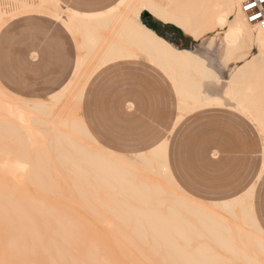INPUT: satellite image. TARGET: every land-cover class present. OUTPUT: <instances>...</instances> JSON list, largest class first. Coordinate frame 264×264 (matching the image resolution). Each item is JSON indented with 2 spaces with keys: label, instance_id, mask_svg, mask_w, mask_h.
<instances>
[{
  "label": "bare ground",
  "instance_id": "6f19581e",
  "mask_svg": "<svg viewBox=\"0 0 264 264\" xmlns=\"http://www.w3.org/2000/svg\"><path fill=\"white\" fill-rule=\"evenodd\" d=\"M10 1L18 3V0ZM37 1L39 2V10L49 12L51 9L52 15L60 16L58 9L52 7V5L58 4L56 0ZM243 1L245 0H120L113 8L98 14H80L68 10V22L82 38L80 42L81 52L85 50L90 54H81L77 70L70 82L69 97L55 116L54 107L44 105L17 106L0 101V107L17 119L25 129V123L28 119L33 125L43 128V130L41 128V132L36 133L31 131L34 129H26L27 131H25L23 128V134L35 139L31 141L30 145H36L38 135L44 138L43 142L38 141L41 143V147L37 148L40 153L35 157L28 158L24 151L19 155L16 154L19 152H14L11 156L10 149L3 147V143L9 140L12 145L14 142L12 143V139L6 138L7 135L11 134L10 132H7L10 134L1 133V131L4 132V127L1 126L0 136L2 137L4 134L6 136L5 138L0 137V146L1 142L4 141L2 147L7 148V150L4 151L0 148V164L6 162L7 165H0V167L2 166L0 172L7 168L4 171H9L10 174L14 173L13 175L20 171L21 176H25V180L27 175L30 176L31 180L27 178L28 181H26L33 187L34 195L37 191V193L41 192L42 195L46 192L48 194V191H51L55 185L58 186L59 190V183L62 179L65 185L68 182L71 185V187L66 186L77 192L83 191L82 183H88V186L96 183L99 188H95V185L93 187L97 195L100 191L115 195L110 197L113 202L102 200L99 205L103 207V202H108L109 204L107 203L106 207L103 208L110 210L109 214L114 217L115 223L117 220L118 225L123 226V229L114 223L113 226L116 229L110 233L112 239L108 240L107 238L111 235L108 234L109 229L104 230V227L103 230L107 231L106 235L102 234L97 238L98 235L94 234L96 241L102 239V242L107 240V243H110L116 237V241L121 243L130 233L132 239L136 241L151 240L153 242L152 247L157 249L156 253L160 255L166 253L172 260H178L179 264H233L229 256L239 258L244 264H264V234L253 216L250 200L239 198L213 203L211 206L197 201L183 192L174 182L167 167L165 143L145 153L135 154L133 159H128L124 155L110 152L99 146L88 133L79 113L84 89L95 72L112 62L145 59L165 73L174 85L180 104L179 113L181 114L178 119H181L182 115L203 108L227 106L225 100L228 101L229 99L236 103V106L231 107L249 115L259 126L260 134H264V93L257 95L254 91V84L264 81V30L245 21L240 9ZM25 4L28 7V0H25ZM30 8L34 9L33 6ZM148 18H153L162 25L176 28L193 41H199L209 33L214 34L210 37L209 45H212L213 41L220 35L221 60L224 65L230 63L232 56L238 55V60H242L248 53L253 51V54L250 55L249 59L235 65L222 93L212 94L203 87L202 83L206 80V74L209 72L212 73L214 80L218 83L215 76L217 72L213 73L206 65L204 56L186 48H178L164 37L156 34L144 23V20ZM91 53L94 60L88 70L84 71L86 58ZM3 93L5 92L3 91ZM228 104L230 103L228 102ZM2 120L1 118V123ZM9 124L5 123V128ZM14 127L16 130L17 126ZM12 128L10 131L15 134L16 131ZM21 137L18 138L20 141L17 143L18 145L23 144L24 148V144L28 142H26V138ZM30 145H27L28 150L25 151L29 155L33 154ZM45 146L49 148L46 149ZM2 151L6 152L5 155L2 154ZM50 151L53 155L48 154ZM9 155L14 159L10 158ZM7 156L8 159H6ZM31 159L32 163L30 164ZM27 160L29 161L27 162ZM10 162L11 165H9ZM51 162L52 164H50ZM54 162H57V169L61 168L62 170L54 169L53 174L50 175L45 169L52 168L53 170ZM137 166L139 167L138 170H144L145 173L151 174L153 180H142L134 170ZM9 172L5 173V178H12L13 175H9ZM52 176H57L56 179L63 178L61 181L60 179L54 180L51 179ZM91 176L94 181L92 183L91 179H88ZM6 180H9V184H5V186L8 185L7 190L9 192L5 190L3 193L2 189H6L5 186L0 188V264H97V262L88 259L91 256L90 252L86 254L84 260L75 255L76 242L81 243L79 240L83 242L84 239L87 243L86 234L83 235L82 233L84 229L80 230L81 224L75 225L77 221L82 223V218L79 217L78 220L76 216V220L74 214H71L72 212L70 213L72 217L69 215L62 216L61 213L63 211L66 213V209L62 210L63 208L61 209L59 204L56 208L60 207L62 212L58 209L59 212L56 214L55 206L52 207V209H56L53 212L54 210L50 209L52 204L47 205L53 203L49 202L51 199H48L47 204L43 202L51 195L50 192V195H45L46 198L44 196V199L41 198V194L38 196L42 202L35 196H33L35 200L32 197L28 201H25L26 198H24L23 201L21 199L23 195L18 200L14 199L16 195H13L12 198L11 192L13 194L18 192L17 185L13 184L14 181L11 179ZM73 190L68 192L77 194ZM94 191L93 193L88 191L91 195L87 194L86 196L84 192L87 190H84L81 193L82 200L87 199L88 196L91 199L92 194H95ZM52 192L54 191L52 190ZM164 194L169 196L164 198ZM94 196L95 199L99 200L103 198ZM11 198L15 201H12ZM130 199L135 201V206L129 201ZM20 200L22 203L25 202V205H21ZM18 201L20 204H17ZM92 205L94 206V204ZM93 206L91 210L95 215H92L91 210H87L88 213H91H89L91 217L97 216L100 219L99 216L103 213L99 215ZM25 207L27 210H24ZM29 209L30 211H28ZM214 210H221L225 216L218 215L213 212ZM106 214L105 212L104 215ZM103 217H101L100 223L105 221L106 227L113 228L107 222V220L112 221L113 217ZM187 217L193 218L194 221L191 222ZM86 221L83 219V223ZM128 223L130 227L124 225ZM194 223L206 230V237L211 240L213 246H209L207 243L205 245L203 240V243H199L195 248L190 246L194 240L203 236L197 232ZM85 225V229L90 228L85 227ZM90 225L92 224L90 223ZM93 225H96L95 220ZM127 226L130 232L124 228ZM90 232L88 231L87 236L92 238L91 235L93 234ZM98 232L96 231L97 234L100 233ZM80 235L84 237H80ZM103 235L106 238H103ZM107 235L109 236L107 237ZM89 238L87 241L90 242ZM130 239L129 237L127 241L125 240V243L123 241V244L128 243ZM116 241L114 240L115 243ZM107 243H101V249L104 246H109ZM124 245H122L123 248ZM117 246L120 247L119 244H116ZM105 247V250L109 248ZM211 247L222 249L225 254ZM123 248L120 250L123 251ZM190 248L193 250H189ZM108 251L110 253L111 249ZM106 253L108 252L106 251ZM111 254L108 256L111 257ZM112 257L114 256L112 255Z\"/></svg>",
  "mask_w": 264,
  "mask_h": 264
},
{
  "label": "crops",
  "instance_id": "0c3cea01",
  "mask_svg": "<svg viewBox=\"0 0 264 264\" xmlns=\"http://www.w3.org/2000/svg\"><path fill=\"white\" fill-rule=\"evenodd\" d=\"M56 1L64 11L98 14L120 0ZM26 5L25 0H0V74H8L2 77L13 94L43 101L72 80L78 44L61 20L38 9L37 0ZM159 25L161 30L149 27L172 44L177 29ZM220 108L178 119L174 85L157 66L140 59L112 62L95 72L80 112L88 133L110 152L133 156L165 143L168 170L183 192L208 206L250 200L264 234V139L247 120Z\"/></svg>",
  "mask_w": 264,
  "mask_h": 264
},
{
  "label": "rangeland",
  "instance_id": "374dc122",
  "mask_svg": "<svg viewBox=\"0 0 264 264\" xmlns=\"http://www.w3.org/2000/svg\"><path fill=\"white\" fill-rule=\"evenodd\" d=\"M246 1V0H245ZM244 2V1H243ZM242 2V3H243ZM52 7H55V8H57L58 9V11L60 12V16L59 15H55L59 20H61L67 27H68V29L71 31V33L73 34V36H74V38L76 39V42H77V44H78V61L80 60V57H81V54H85V55H89L90 53L88 52V51H83L82 50V52H81V49H80V42L82 41V38H81V36H79V34L78 33H76L73 29H72V27L70 26V24H69V22H68V16H69V13H68V10H61L60 9V7H59V5L58 4H54V5H52ZM240 9H241V5H240ZM50 13L52 12L51 11V9H50V11H49ZM242 12V11H241ZM243 14V13H242ZM54 15V14H53ZM63 16L65 17V19H63ZM243 17H244V19H245V16H244V14H243ZM245 21H246V19H245ZM149 22V23H148ZM247 22V21H246ZM144 23L146 24V25H148V26H150V27H154V28H156L157 30H161V27H160V23L159 22H157V21H155L153 18H148L147 20H144ZM148 23V24H147ZM178 31V30H177ZM179 32V35L175 38V40H173V42H172V44L174 45V46H176V47H178V48H186V49H188V50H190V51H193V52H195L196 54H199V55H203L204 56V58H205V61H206V65L211 69V71L213 72V73H215V72H217V73H215V76L217 77V80H218V83L216 82V80H212V81H208V80H205L203 83H202V85H203V87H205L206 88V90L208 91V92H210V93H212V94H220V93H222V90H223V87L226 85V83H227V80L229 79V76H230V73L232 72V71H234V67H235V65H237V64H239V63H242V61H244V60H246V59H249V57H250V55H252L253 54V51L251 52V53H248V55L247 56H245L242 60H238V55H235V56H232V57H230V63L229 64H227V65H224L223 64V61L221 60V55H222V53H221V49H220V35H219V37H217L214 41H213V43H212V45H209V41H210V37L211 36H213L214 34H211V33H209V34H207V35H205L202 39H200L199 41H193L191 38H189L188 36H186V35H184L183 33H181L180 31H178ZM222 36V35H221ZM208 46H206V45ZM180 46V47H179ZM205 47V48H204ZM210 50H209V49ZM220 49V50H219ZM93 60H94V56H93V54L91 53V55L90 56H88V58H86V66L84 67L85 69H84V71L86 70H88V68L90 67V65H91V63L93 62ZM230 65V66H229ZM223 74V75H222ZM2 75L3 76H6V75H8V74H0V101H3V102H8V103H11V104H13V105H17V106H26V107H34V106H38V105H44V106H47V107H54V109H55V111H54V116L58 113V110H60L62 107H63V105L65 104V102L67 101V97H69V95H68V93H69V90H70V82L68 83V85L64 88V89H62L61 91H58L59 93H57L56 95H54L53 96V94L51 95H49L48 97H46V98H44L43 99V101H36V100H29V99H26V98H24V97H21V96H18V95H15V94H13L12 92H10V91H12V90H10V89H8L7 87H6V82H5V80H6V78H4L3 79V77H2ZM220 75V76H219ZM222 75V76H221ZM17 74H12V78L13 79H16L17 78ZM228 77V78H227ZM225 78V79H224ZM224 80V81H223ZM214 81V82H213ZM217 84V85H216ZM222 85V86H221ZM2 90H4V92L5 93H3V91ZM254 91H256V94L257 95H262V93H264V81H261V82H256L255 84H254ZM56 93V92H55ZM16 96H18V97H21V98H23L25 101H21V100H17V97ZM258 100H260V99H258ZM262 100V99H261ZM228 102L230 103V104H228ZM225 103H227V107H223V108H220V109H222V110H225V111H228V112H231V113H233V114H236V115H238V116H240V117H242V118H244L245 120H247L250 124H251V126H253L256 130H257V134H258V138L260 139H262V138H264V134H260L261 133V131H260V129H259V126L257 125V123H255L253 120H252V118L249 116V115H246V114H244V113H241L239 110H237V109H234V108H232L231 106H236V103L235 102H233V101H231V100H229L228 99V101L227 100H225ZM230 106V107H229ZM57 108V109H56ZM3 108H1L0 107V112H1V117H0V128H1V126H2V128L4 129V132H2L1 131V133L3 134V133H6V134H10L9 136L7 135V137L6 138H8V139H12L11 140V142L13 143L12 145H11V143H10V141L9 140H7V141H5V142H8L7 144L4 142V141H2L1 142V146H0V148H2V150H4V151H6L7 150V148L8 149H10V151H9V153H10V155L11 154H14V152L16 153V152H19V153H16V154H21L22 153V151H24V154L25 155H27L28 156V158L30 157H35L36 155H38V153H40L39 152V150L37 151V148H40L41 147V143L40 142H38L39 140L41 141V142H43L44 141V138H43V136H37L36 137V140H38L37 141V143H36V145H30L31 144V141H33V140H35L34 139V137L32 138V136H27V135H25V134H23V132H24V130L25 131H27V130H31V129H34V130H31L33 133L35 132H41L42 130H43V128H42V130H41V128L40 127H38V126H36V125H33L32 123H31V120L30 119H28L27 120V122L25 123V125H26V129L24 128V126H22L19 122H18V120L17 119H15L11 114H9V113H7L4 109L2 110ZM5 111V112H4ZM80 113V115H81V112H79ZM3 114H4V116H3ZM7 116H6V115ZM3 117H5V118H3ZM7 117V118H6ZM1 118L3 119L2 120V123H1ZM11 119V121H9V119ZM44 119H45V117H43ZM7 119V120H6ZM4 120H5V123L6 124H8V123H10L9 125H8V127H9V130H8V127H7V125H6V128H5V123L3 124V122H4ZM14 120H16V121H14ZM7 121V122H6ZM19 123V124H17V123ZM13 123H15V124H13ZM29 123H30V125H31V127H30V125H29ZM17 124V125H16ZM17 126L16 128V130H15V127L14 126ZM19 125V126H18ZM13 127V128H12ZM38 127V128H37ZM11 128L13 129V130H15L16 132H14L15 134H13L10 130H11ZM23 128H24V130H23ZM5 129H7L6 131H5ZM40 129V130H39ZM37 130V131H36ZM21 131H22V133H21ZM7 132H10V133H7ZM18 133V134H17ZM6 134H4V136H0L1 138H5V136H6ZM1 135V134H0ZM20 135V136H19ZM21 135H22V137H21ZM25 135V136H24ZM13 138H12V137ZM19 137H21V138H26L25 140H26V142H28V143H25L24 144V148H23V144L22 145H18V143H17V141L19 142L20 140L18 139ZM16 138V139H15ZM28 138V139H27ZM18 139V140H17ZM6 140V139H5ZM23 140V139H22ZM24 140V141H25ZM0 141H1V139H0ZM16 141V142H15ZM5 143V146H4V143ZM97 142V141H96ZM2 143H3V147H7L6 149H4L3 147H2ZM17 144V145H16ZM97 144L99 145V146H101L102 147V145L101 144H99L98 142H97ZM27 145H30V150H31V148H32V152L31 153H33V154H28V152H25V151H27L28 150V146ZM43 146V145H42ZM12 147V148H11ZM34 147V148H33ZM45 148L46 149H48L49 147L48 146H45ZM104 148V147H103ZM45 149V150H46ZM19 150V151H18ZM30 150H29V153H30ZM44 150V151H45ZM12 151V152H11ZM37 152V153H36ZM46 152V151H45ZM6 153V152H5ZM5 153L2 151V154L3 155H5ZM15 154V155H16ZM49 155L50 154H52V152L50 151L49 153H48ZM7 155V154H6ZM9 155V156H10ZM53 155V154H52ZM12 156V155H11ZM10 156V158H12ZM14 157V156H13ZM128 159H133V156H126ZM9 158V159H10ZM5 159V158H4ZM6 159H8V156L6 157ZM12 159H14V158H12ZM5 161V160H4ZM13 161V160H12ZM11 161V162H12ZM29 160H27V162H28ZM11 162H10V164L9 165H11ZM14 162V161H13ZM12 162V163H13ZM48 162H50V161H48ZM47 162V163H48ZM2 164H4V165H7L6 164V162H1ZM7 163H8V161H7ZM30 164L32 163V159L30 160V162H29ZM55 163V165L53 166V170H52V168H46L45 170L48 172V173H50V175L51 174H53V172H54V169H56V170H62L61 168H59V169H57V162H54ZM2 164H0V165H2ZM50 164H52V162L50 163ZM2 167V166H1ZM0 167V168H1ZM56 167V168H55ZM59 167V166H58ZM3 168H4V166H3ZM138 166L136 167V168H134V170L140 175V178L142 179V180H144V179H148V180H153V176L151 175V174H149V173H145L144 172V170L143 171H140V170H138ZM7 169V168H6ZM6 169H4V170H6ZM4 170H2L1 172H0V188H1V186H5V184L6 183H8L9 184V180L7 181L6 179H11V180H13L14 182H13V184H16L17 185V189H18V192L16 193V194H13V192H11V194H12V198L14 197L13 195H16V197H14V199H19V198H21V196H22V198L21 199H23V201H24V198H26L25 199V201L27 200H29V198H32L33 196H35L36 197V199H38L39 197L38 196H40V194L42 195V193L41 192H39V193H37V192H35V195H34V191H33V187L30 185V183L29 182H27L28 181V179H30V176L28 177V175H27V177H26V180H25V176L23 177V175L21 176V174L22 173H20V171H19V173L18 172H16L15 173V175H13L14 173H12V174H10L11 172H9V175H13L12 176V178L11 177H8V178H5L4 177V175H5V173H8L7 171L5 172ZM49 170V171H48ZM51 170V171H50ZM53 171V172H52ZM3 174V176H2V174ZM6 177H7V175H6ZM56 177L57 176H52V178L51 179H56ZM28 178V179H27ZM63 178V177H62ZM61 178V179H62ZM139 178V177H138ZM137 178V179H138ZM139 178V179H140ZM43 179H45V178H43ZM57 179H60V177L59 178H57ZM56 179V180H57ZM61 179H60V181H61ZM65 179H66V177H65ZM88 179H91V183H92V181H93V178H92V176H91V178H88ZM138 179V180H139ZM31 180V179H30ZM7 181V182H6ZM59 181V180H58ZM64 180L62 179V181H61V183H59V185H60V187H59V190H58V186L57 185H55V187L53 188V189H51V191H48V194H47V192H46V194L44 193L43 195H42V199H44V196L46 195H50V196H48V198H46V196H45V200H43V202H45L46 204H47V201H48V199L50 200L51 199V201H49V202H53V203H48L47 205H51L52 204V206H51V210H54L53 212H55V210L57 209V211H56V214L59 212V211H61L62 212V210H65L66 209V213H64V211L61 213L62 214V216H64V217H66V215H69V216H71L72 217V215L71 214H74V216H75V219H76V216L78 217V220H79V217H80V219L82 220V223H83V219H84V221L85 220H87L86 222H84L83 224L81 223V222H79V221H77V223H75V225H77L78 223H80L81 224V228L79 227V225H78V229L80 228V230H82V229H84V232H82V231H80V233L82 232L83 233V235H85L86 234V236H85V238H86V242L87 243H85V241H84V239H83V242H82V240H79V241H81V243H79V242H76V245H77V247L75 248V255H77V257L78 258H80V259H82V260H84L85 258H86V254H88L89 252L91 253V256L90 257H88V259H90V260H92V261H94V262H97V264H150V262H154V263H151V264H179L178 263V260H172V258H170V256L168 255V254H162V255H160L159 253H156V248L153 246L152 247V245H153V242L150 240V241H146V242H140V241H136V240H134V239H132V236H130V231L128 230L129 229V223L128 224H124V225H128L127 227H124V228H127V231H129L128 233H129V236H127L126 237V241H127V239L130 237L131 239H130V241L128 240V243L126 242V244L124 245L123 244V241H124V243H125V240H121L122 242L121 243H119V241H116L117 240V238L116 237H114V239H113V241L111 240L110 241V243H107V240H105V242L103 241L102 242V239L101 240H97L96 241V236L98 235V237L97 238H99V235H102V234H105L106 235V232L104 231V230H108L109 229V231H108V234L109 235H111L110 233H112V231H113V229L115 230L116 229V227L114 228V226H113V224L115 223V221H114V217L111 215V214H109L110 213V210H108L107 208L105 209V208H103L107 203H104V202H106V200L107 201H112L111 200V198L110 197H113V196H115V195H113V194H110L109 192H105V191H100V193H99V191H97L99 194L97 195L96 194V191H94V189L95 188H99V186L98 185H96V183H94L92 186H91V184H89V186H88V183H82V188H83V191L82 192H77L76 190L74 191L73 189H70L69 187H71V185L69 184V182L68 183H66V185H68V186H66L65 185V183L63 182ZM94 182V181H93ZM10 183H11V181H10ZM95 185V186H94ZM8 185H6L5 187H6V189H2V191H3V193H4V191L5 190H7V187ZM56 186H57V190L55 191V188H56ZM88 186V187H87ZM90 186H91V188H90ZM95 188H94V187ZM10 187V186H9ZM16 187V186H15ZM14 187V188H15ZM68 187V188H67ZM13 188V187H12ZM13 188V189H14ZM64 190H63V189ZM87 188V189H86ZM16 189V188H15ZM14 189V190H15ZM16 189V190H17ZM61 189V190H60ZM70 189V190H69ZM1 190V189H0ZM52 190L54 191V192H52ZM71 190H73L74 192H77V194L78 193H80V194H75L74 192V194H72V193H69L68 191H70V192H72ZM84 190H87V192H84ZM8 191V190H7ZM13 191V190H12ZM88 191H89V193H93V191L95 192V194H92V197H91V199L89 198V196L87 197V199L86 198H84L83 200H82V196H81V193H86V196H87V194L88 195H91V194H89L88 193ZM9 192V191H8ZM49 192H50V194H49ZM58 192V193H57ZM3 193H1L2 194V196H3ZM5 194H7L6 192H5ZM25 194V195H24ZM94 195H96V196H99V197H103V198H100V200L99 199H95V196ZM84 196H85V194H84ZM94 196V197H93ZM128 196H131V195H128ZM169 195H163V197L165 198V197H168ZM35 197H33V199L35 198ZM38 197V198H37ZM60 197V198H59ZM79 197H81V198H79ZM9 198V197H8ZM11 198V200L13 201L14 199H12ZM41 198H39V200L41 201ZM90 200H89V199ZM10 199V198H9ZM35 200V199H34ZM87 202H86V201ZM96 200H97V202H98V204H97V202H96ZM102 200H104V202H103V207L101 206V205H99V203L101 202L102 203ZM15 201V200H14ZM36 201H38V200H36ZM85 203H84V202ZM130 202H132L133 204H134V206L136 205L134 202V200H129ZM20 202H21V200H20ZM42 202V201H41ZM113 202V201H112ZM15 203V202H14ZM25 202H21V205L23 204V205H25L24 204ZM44 203V204H45ZM89 203V204H88ZM100 203V204H101ZM17 204H20L19 203V201H18V203ZM27 204V203H26ZM58 204H59V206H61V209H60V207L58 208H56V206H58ZM92 204H94V206H96V207H94ZM109 204V203H108ZM53 206H55V208L54 209H52V207ZM92 206H93V209L94 208H96V210L99 212H97L96 210H95V212H97L99 215H101L102 213H103V215H101V216H99L100 217V219H98V217L97 216H94V218L93 217H91L90 216V214L92 213V215H95V214H93V212H92ZM50 207V206H49ZM106 207V206H105ZM45 208H47L48 209V207L47 206H45ZM70 208V209H69ZM27 210V208L25 207L24 208V210ZM46 209V210H47ZM58 209H59V211H58ZM72 209V210H71ZM85 210V211H84ZM87 210H91V213L89 214L88 213V211ZM165 210V209H164ZM28 211H30V209L28 210ZM35 211V210H34ZM94 211V210H93ZM32 212H33V210H32ZM72 212V213H71ZM105 212L108 214V216H110V218L111 217H113L112 218V221L111 220H107V222H109L108 223V225L111 227V225L113 226V228H109V227H106L105 225H104V223H105V221H104V223H100L101 222V217L102 216H104L103 218H109L108 216H107V214L106 215H104L105 214ZM213 212H216L218 215H220V216H225L223 213H222V211H220V210H218V211H216V210H214ZM71 213V214H70ZM97 215V214H96ZM37 217V216H36ZM129 217V216H128ZM128 217H127V219H128ZM74 218V217H73ZM187 219L188 220H190L191 222L192 221H194V219L193 218H191V217H187ZM37 220V219H36ZM38 220H40L39 218H38ZM74 220V219H73ZM77 220V219H76ZM89 220L91 221L92 220V222H89ZM95 220V222H96V225H93V221ZM105 220V219H104ZM102 222H103V220H102ZM90 223L92 224V225H90ZM117 223V224H116ZM116 223L114 224V225H116V226H118V227H120L121 229H123V226H119L118 225V221L116 220ZM95 224V223H94ZM102 226H100V225ZM84 225H85V227L86 226H88V227H90L89 229H85L84 228ZM106 225H107V223H106ZM107 225V226H108ZM55 226V225H54ZM53 226V227H54ZM194 226H196L195 228H196V230H197V232H200L203 236L201 237V238H198L197 240H194L193 242H192V244L190 245L192 248H195V247H197V245L199 244V243H203L202 242V240L204 241V243H205V245H206V243H207V245H209V246H213V243L211 242V240H209L206 236H207V234H206V230L205 229H203L199 224L197 225L196 223H194ZM38 227V226H37ZM42 227V226H41ZM49 226H47V228H48ZM50 227H52V225H50ZM49 227V228H50ZM105 227V228H104ZM55 228H56V226H55ZM55 228H52V229H55ZM100 228V229H99ZM101 228H102V230H101ZM103 228H104V230H103ZM99 229V230H98ZM85 230H86V232H85ZM101 230V231H100ZM126 230V229H125ZM88 231L90 232V233H92L93 235H91L92 236V238H89V236H87V234H88ZM96 231H99L98 233L99 234H97L96 233ZM103 231H104V233H103ZM111 231V232H110ZM125 232V231H124ZM196 232V231H195ZM79 233V234H80ZM81 233V234H82ZM85 233V234H84ZM127 233V232H126ZM125 233V234H126ZM94 234H96V236L94 235ZM114 234V233H113ZM83 235H80V237H84ZM90 235V234H89ZM109 235H107V237L109 236ZM90 239V242H89V240L87 241V239L88 238ZM102 237V236H101ZM103 238H106V237H104V235H103ZM110 238L112 239V235L111 236H109V238H107L108 240H110ZM125 238V237H124ZM197 238V237H196ZM91 239H92V241H91ZM201 239V240H200ZM114 240L116 241V243L114 242ZM198 240H199V242H198ZM206 241V242H205ZM89 242V243H88ZM113 242V243H112ZM105 244V243H107L109 246H106V247H109L108 249L106 248V250L104 249V247L101 249V247H102V245L100 246V244ZM106 244V245H107ZM115 244V245H114ZM116 244L118 245L119 244V246L120 247H116ZM124 245V248L122 247V245ZM149 246V247H148ZM100 248V249H99ZM118 248V249H117ZM120 248H123V251H121L120 250ZM212 249H214V250H218L219 252H221V253H224V252H222V249H219V248H216V247H211ZM111 249V251H110V253H112L111 254V257H112V255L114 256V257H112V259H111V257H109L108 256V254H110L109 253V251L108 250H110ZM118 250H119V253H118ZM189 250H193V249H189ZM98 251V252H97ZM100 251V252H99ZM106 251L108 252V253H106ZM121 251V252H120ZM225 254V253H224ZM154 256V257H153ZM168 256V257H167ZM96 257H98V258H96ZM154 258V260H152L153 258ZM156 257V258H155ZM162 259V260H161ZM229 259L233 262V264H244L239 258H232V257H230L229 256ZM151 260V261H150ZM171 261V262H170ZM104 262V263H103ZM106 262H108V263H106Z\"/></svg>",
  "mask_w": 264,
  "mask_h": 264
},
{
  "label": "built area",
  "instance_id": "2783aa9c",
  "mask_svg": "<svg viewBox=\"0 0 264 264\" xmlns=\"http://www.w3.org/2000/svg\"><path fill=\"white\" fill-rule=\"evenodd\" d=\"M254 5L249 8L248 5ZM246 21L264 30V0H246L241 4Z\"/></svg>",
  "mask_w": 264,
  "mask_h": 264
},
{
  "label": "snow or ice",
  "instance_id": "6c2138e0",
  "mask_svg": "<svg viewBox=\"0 0 264 264\" xmlns=\"http://www.w3.org/2000/svg\"><path fill=\"white\" fill-rule=\"evenodd\" d=\"M253 6H254V5H251V4L248 5L249 8H251V7H253ZM205 78H206V80H208V81H212V80H214V76L212 75L211 72L207 73Z\"/></svg>",
  "mask_w": 264,
  "mask_h": 264
}]
</instances>
